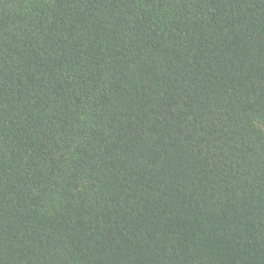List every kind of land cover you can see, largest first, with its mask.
Segmentation results:
<instances>
[{
	"label": "trees",
	"instance_id": "1",
	"mask_svg": "<svg viewBox=\"0 0 264 264\" xmlns=\"http://www.w3.org/2000/svg\"><path fill=\"white\" fill-rule=\"evenodd\" d=\"M0 264H264V0H0Z\"/></svg>",
	"mask_w": 264,
	"mask_h": 264
}]
</instances>
